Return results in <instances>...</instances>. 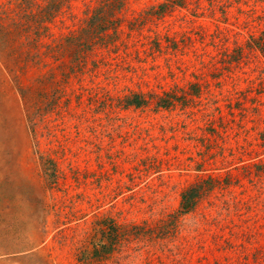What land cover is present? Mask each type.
I'll list each match as a JSON object with an SVG mask.
<instances>
[{
	"label": "rangeland",
	"instance_id": "1",
	"mask_svg": "<svg viewBox=\"0 0 264 264\" xmlns=\"http://www.w3.org/2000/svg\"><path fill=\"white\" fill-rule=\"evenodd\" d=\"M48 1L0 0V264H264V0H126L77 61L101 0Z\"/></svg>",
	"mask_w": 264,
	"mask_h": 264
},
{
	"label": "trees",
	"instance_id": "2",
	"mask_svg": "<svg viewBox=\"0 0 264 264\" xmlns=\"http://www.w3.org/2000/svg\"><path fill=\"white\" fill-rule=\"evenodd\" d=\"M125 4L126 0H101L100 5L94 9L92 14L86 19V24L79 33L67 36L61 45H63L66 50L68 49L70 55L72 54L75 61H77L81 56L80 53H83L87 48L91 47V43H93L94 40L108 33L110 29H116L118 22L117 13L122 10ZM20 5H23V3ZM58 5L59 0H49L47 8H45V13L39 15L40 20L51 19L57 11ZM160 7H162V5H160ZM151 10L154 12L153 8H151ZM3 24L13 28L6 31ZM18 28L19 25L14 22L5 23L4 21H0V34L10 37L11 44H14L16 38L19 36ZM15 45H17V43H15L13 47ZM32 59L33 55L27 53L25 56L20 57L19 61L22 62V65H25L29 60L32 61ZM133 98L132 101L127 98L128 100L126 103L140 106L146 102L141 95H133ZM196 194L194 187L183 191L181 194L180 213L187 212L192 208Z\"/></svg>",
	"mask_w": 264,
	"mask_h": 264
}]
</instances>
